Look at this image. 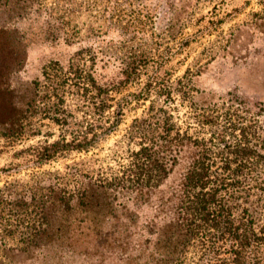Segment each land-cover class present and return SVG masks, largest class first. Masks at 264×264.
<instances>
[{
    "label": "rangeland",
    "instance_id": "rangeland-1",
    "mask_svg": "<svg viewBox=\"0 0 264 264\" xmlns=\"http://www.w3.org/2000/svg\"><path fill=\"white\" fill-rule=\"evenodd\" d=\"M141 119L153 123H142L144 141L170 126L217 166L236 159L215 168L233 178L226 198L236 218L264 224V0H0V189L35 196L0 192V264H129V251L117 258L129 234L110 247L77 236L67 250L46 231L25 247L34 230L22 235L21 224L45 222L35 211L53 176L80 185L66 165L119 175ZM70 140L89 148L33 163L36 150ZM222 141L245 150L227 153Z\"/></svg>",
    "mask_w": 264,
    "mask_h": 264
},
{
    "label": "trees",
    "instance_id": "trees-1",
    "mask_svg": "<svg viewBox=\"0 0 264 264\" xmlns=\"http://www.w3.org/2000/svg\"><path fill=\"white\" fill-rule=\"evenodd\" d=\"M145 120L127 132L128 140L136 133L143 139L135 143L136 149L129 152L128 167L119 175L96 178L69 164L66 173L79 186H61V175L47 180L49 195L43 201L39 199V211L34 210L46 220L21 224L22 235L26 228L34 230L33 236L27 232L22 240L25 247L41 246L38 237L46 231H51V241L57 247L64 243L67 250L74 248L77 236L84 242L108 240L110 247L113 240L126 239L129 234L132 239L117 257L122 261L129 251V264H184L190 248L195 252L192 264H264V224L235 217L226 198L231 194L233 178L215 171L217 167L228 169L236 159L220 157L217 166L207 156L209 150L204 144L179 137L177 131L171 137L170 126L162 128L157 139L144 141L142 123L153 126ZM81 141H53L43 147V155L36 150L33 163L40 164L61 150H87L89 144ZM220 147L227 153L245 150L239 143L230 145L225 141ZM30 190L25 189L20 196L15 191L0 192L5 196L18 194L25 202L27 197L35 200ZM99 245L96 241L92 252ZM221 254L226 257L221 258Z\"/></svg>",
    "mask_w": 264,
    "mask_h": 264
}]
</instances>
